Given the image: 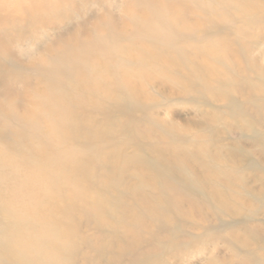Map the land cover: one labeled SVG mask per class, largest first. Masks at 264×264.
<instances>
[{
    "label": "bare ground",
    "instance_id": "obj_1",
    "mask_svg": "<svg viewBox=\"0 0 264 264\" xmlns=\"http://www.w3.org/2000/svg\"><path fill=\"white\" fill-rule=\"evenodd\" d=\"M79 2L87 15L73 21ZM234 17L243 28L232 29ZM0 88V264H75L107 237L119 246L106 264H167L209 244L206 264H264L262 229L249 226L264 212V184L245 182L253 170L264 176V157L226 132L243 163L210 151L228 117L264 151V0L0 5ZM161 103L212 115L191 126L155 115ZM196 209L208 218L183 227ZM231 215L240 221L224 223ZM238 231L260 251L246 252Z\"/></svg>",
    "mask_w": 264,
    "mask_h": 264
},
{
    "label": "rangeland",
    "instance_id": "obj_2",
    "mask_svg": "<svg viewBox=\"0 0 264 264\" xmlns=\"http://www.w3.org/2000/svg\"><path fill=\"white\" fill-rule=\"evenodd\" d=\"M51 1H56V0H51ZM74 1V0H72ZM78 1V0H75ZM23 0H0V5L3 8H7L11 11H15L17 10L20 5H22ZM78 7L76 9H73L72 12V18L73 21L76 20H80L81 17L83 16V14L85 13L87 15V11H84V4H82V2H79V4H77ZM215 8V6H214ZM216 19H221L218 18L217 15L213 16ZM235 23H234V27L232 29H241L244 26V22L242 21V19H236L234 17ZM237 20V23H236ZM72 20H69L68 22H71V24H73ZM231 29V30H232ZM228 33H230L228 31ZM227 33V35H228ZM198 35V34H197ZM199 36V35H198ZM256 56H259V54H256ZM207 75V73H206ZM245 75H246V71H245ZM211 76L207 75V80H210ZM1 89V88H0ZM167 93V90L165 91ZM164 92V93H165ZM258 94V93H257ZM237 100L242 101L241 97L237 98ZM22 106L21 108H23L24 106H27V102L25 100H22L21 102ZM162 105H164L161 109L154 111L155 115H159L162 117H165L166 115H169L171 117V119H175L178 120L184 124L187 125H197L199 123H202L203 120L201 119V116H207V115H212L210 109L202 107L199 108L197 111L192 110L191 106H189L188 104H177L176 107H173L172 110L168 111L166 108V103H161ZM217 105L219 106H223L222 103H217ZM246 110L248 112H250L252 115H255V110L253 107H248L246 108ZM263 113H264V108L262 109ZM228 116V115H226ZM104 117L102 116H96L95 117V122L96 123H102L103 122ZM232 119H230L229 117L226 119H223V121L221 122L220 125H218V127L215 129V139H214V146H212L210 148V151L215 154L217 153L219 156H226L227 158L232 155L233 160L235 163L237 164H242V158L240 157L239 153L233 152L232 151V142L231 141H226L224 140L225 135H223L224 132H226V135L229 134L231 138L233 139H240V144L241 146H243L244 148H247L248 150H252L257 154H262L264 157V151L258 147L257 144H255L254 142H252L251 140H249L248 138H241L237 129H235V127L232 128L231 123H232ZM120 139H124V137H120ZM221 147V150L218 151L217 148ZM127 153L132 155L134 153V150L132 149H127ZM184 156V155H183ZM191 165L195 166L196 168V172L201 176L205 174V170L203 168L200 167L199 162H194L191 161ZM261 167V166H259ZM259 170V169H258ZM263 170V168H262ZM126 185L131 183L132 180L130 178H127L126 180ZM246 184L248 185L249 188L256 190L258 189L262 184H264V176L263 173L261 172H257L255 170L250 171L249 173H247L246 175ZM239 192V190L237 191ZM236 199L238 201V199H241V203H243V201H245L246 199L248 200L247 196H244L241 193L235 194ZM192 209H195V207H193ZM202 210V211H201ZM201 210H194L191 212H188V214H190V216H188V218L184 221V225L183 227H187L189 226H198V217L201 219H207L208 218V214L206 211L203 212V209ZM0 213H2V211H0ZM192 215V217H191ZM127 216L130 218L132 216V214H130L129 212L127 213ZM241 218H238L237 216H227L225 217L224 223L226 224H231V223H235V222H239ZM249 226L253 229H262L260 231V235L264 236V212L261 211L256 217L255 219L249 220ZM191 232H193V228H190ZM80 234H82V237L84 236L85 238L88 239H92L94 242H97V239L95 237L96 234H94L93 231H89V229L87 228V226H83L81 227V232ZM236 239L238 241V243H241V246L244 247V250L246 252H259L260 249V245H256L253 241H251L249 239L250 236H246L243 232H236ZM102 240V239H101ZM112 241V238L107 237L106 239L100 241V244H98V246L100 247L101 245H105L106 248L103 252H99L100 249H97L96 244H94V247H89L86 248L84 247V251H80L76 256H75V264H106L107 260L110 258L111 255L115 254L117 252L118 249V242H114ZM78 246L81 245L80 243H78ZM200 249V247L197 245L193 248V253L192 256L189 257V259H186L180 255H176V256H168L166 255L164 260L167 264H206L211 257L215 254V252L212 251V244L208 245V252L201 254L198 252V250ZM218 251L219 252H224V248L222 245H218ZM83 252H84V256H83ZM102 253H105L104 256L102 255ZM89 257V260H86V258ZM262 258V257H261ZM125 259V258H124ZM154 259H156L155 257H150L148 256L147 258L143 259V263L141 264H161V263H155ZM123 260V259H122ZM127 260V259H126ZM264 261V259H263ZM129 261H126L124 264H128ZM165 264V263H162ZM231 264H238V261L235 260L233 261Z\"/></svg>",
    "mask_w": 264,
    "mask_h": 264
}]
</instances>
